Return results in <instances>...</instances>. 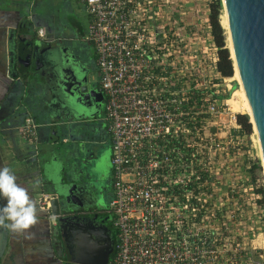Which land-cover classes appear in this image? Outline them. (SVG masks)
Wrapping results in <instances>:
<instances>
[{"label":"built area","instance_id":"1","mask_svg":"<svg viewBox=\"0 0 264 264\" xmlns=\"http://www.w3.org/2000/svg\"><path fill=\"white\" fill-rule=\"evenodd\" d=\"M76 1L87 15L85 38L96 54L112 151L109 207L116 242L107 264H264L253 238H245L240 212L228 208L233 197L206 193L212 143L220 156L225 150L207 126L226 98L213 96L210 80L197 79L204 54L197 53L185 1ZM35 31L45 36L42 24ZM219 89L215 93H223ZM17 127L30 153L37 152V124L25 116ZM218 172L221 183V161ZM51 198L41 190L36 203L54 223Z\"/></svg>","mask_w":264,"mask_h":264},{"label":"flooded vegetation","instance_id":"2","mask_svg":"<svg viewBox=\"0 0 264 264\" xmlns=\"http://www.w3.org/2000/svg\"><path fill=\"white\" fill-rule=\"evenodd\" d=\"M29 1L30 9L23 13L22 6L24 7ZM29 1L0 0V75L3 76L6 87L0 111L7 113V116L10 115L15 124V84H17L15 76L27 74L32 78L35 88L43 91L41 98L39 97L42 103L38 102L36 107L34 106V113L30 114L37 124L40 139L37 142V151H40V145L44 143L46 152L44 158L52 165L58 167V158L77 159L76 169L79 167L84 169L90 181L89 185L98 178L101 181V155L107 147H111L110 136L103 120L104 108L100 119L98 114L95 117H84L83 112L79 111L83 106V109L86 108L92 114L96 103L94 90L89 82L88 65L79 57L80 49L77 48V39H80L83 30L85 33L86 23L76 12L72 2L69 5L66 0ZM15 2L21 12L17 22H15ZM42 6H50L49 11L35 10ZM37 23L44 26V37L37 35L35 31ZM23 28V31L29 35L24 41L19 35V31ZM34 44L35 48H33ZM33 52L34 57L31 56ZM93 57L96 58L95 51ZM83 85L86 86V90L81 91ZM89 105L92 108H87ZM104 141L107 143L101 146ZM60 173L57 177L59 181L70 179ZM73 181L76 184L70 198L73 209L65 212V216L60 220L56 215L54 223L44 216L52 236L53 253L57 255L56 264H69L68 256L78 255L77 252H69V248L76 250L77 247L83 249L96 246V238L94 239L96 234L93 232L97 233L99 230L102 236L97 234L101 239L98 243L101 244L102 250H107L108 261L114 247V237L110 230L112 215L109 207L112 194L111 171L109 178L100 183L102 187L108 185L110 187L106 206L101 205V196L91 187L89 190L93 197L97 196V204L92 205L93 202H89V199L83 203V195L78 183L83 186L85 182L82 179L80 181L73 179ZM52 187L49 183L48 188L52 198H60L61 195L53 191ZM90 234L93 235L92 238ZM107 234H110L111 247L108 244L110 240Z\"/></svg>","mask_w":264,"mask_h":264},{"label":"rangeland","instance_id":"3","mask_svg":"<svg viewBox=\"0 0 264 264\" xmlns=\"http://www.w3.org/2000/svg\"><path fill=\"white\" fill-rule=\"evenodd\" d=\"M73 2V7L78 14H80L84 23H86V12L83 8V5L77 2L76 0H71ZM223 14V9H221V15ZM83 23V25H84ZM85 27V25H84ZM226 29V28H225ZM80 30L82 28L80 27ZM81 34V33H80ZM227 34V32H226ZM82 36L77 39V48L80 49L78 53L81 60L88 65L89 72V82L94 90L95 94V111L91 114L83 106L79 108V111L83 112L84 117H95L98 114V119L102 115V109L104 108V91L98 86V69L95 64V58L93 57L94 46L93 44L85 38L84 30L81 34ZM203 35V34H200ZM227 40V38H226ZM197 41V53L202 52L200 55L204 54V57L200 56V59H197V79L206 78L210 80V88L215 89L217 86L221 90L224 87L223 94L227 95L225 98L224 108H221L220 112L213 114L211 116V122L208 124L207 128L210 132L215 135V142L218 138L222 141H225V150L222 151L221 156L218 149H215L216 144L212 143V158L211 164L212 175H211V187L206 189V193L211 189V194H225L229 198L233 197L236 203L228 205L229 209L234 207L235 210L240 212V224H242V229L245 230V238L250 241L253 238V244L256 246V253L259 256V259H264V206L258 202L260 198V193L256 191V188L263 183L264 185V168L262 165V158L260 154V146L258 142V136L254 132L253 127L250 133L240 134L235 133L233 128H238L239 124L236 121L235 113L236 112H246L242 106L237 110L232 109V103L237 105L242 104L241 96L234 91L239 87L238 81L236 78L231 76H224L220 79L219 74L216 72V68L213 66L212 56L214 55L215 49L213 45H209L206 42ZM215 45V44H214ZM228 45V40H227ZM202 46H207L206 51H201ZM217 51V48H216ZM207 54L210 56L207 57ZM203 62H209L210 66H206ZM205 69H204V68ZM234 74V71H233ZM220 82L219 85H213V82ZM215 92V91H214ZM228 93V94H227ZM216 94V93H215ZM215 96V95H213ZM231 105V106H230ZM87 111V112H85ZM85 112V113H84ZM104 141L101 146L106 144ZM215 150V153H214ZM111 147H107L102 156V180L106 181V178H109L112 163H111ZM58 171L61 175H65L67 178L75 179L80 181L81 179L85 182V185L81 186L79 184V189L83 195L82 202L87 199L93 204H97L96 198L91 194V190L95 189L98 191L101 196V205L106 206L107 200L109 199L110 187H102L100 184L101 181L98 178L95 181H92L89 185L87 173L84 169L80 167L76 169L77 159H59ZM258 161L260 166H255L253 163ZM224 166V173L221 176V183L219 181L220 175L218 172V164L220 163ZM217 168V169H216ZM252 172L255 173L256 178L252 179ZM65 179V178H64ZM65 179V180H70ZM221 184V185H220ZM221 186V191H218V187ZM85 205V204H84ZM88 204H86L87 206ZM237 207V209H236ZM232 219H229L228 226ZM112 234L113 230L110 228ZM254 232V235H252ZM100 234V230L97 232ZM102 236V235H101Z\"/></svg>","mask_w":264,"mask_h":264},{"label":"crops","instance_id":"4","mask_svg":"<svg viewBox=\"0 0 264 264\" xmlns=\"http://www.w3.org/2000/svg\"><path fill=\"white\" fill-rule=\"evenodd\" d=\"M66 1L68 4L71 2V0ZM184 1L188 6V16L194 21L197 35L196 42H206L210 46L213 45L214 49L215 45L212 40L208 18L209 0ZM29 3L30 1L24 7L22 6L21 11L23 13L29 11ZM50 6L37 7L35 10L47 12ZM17 7L15 2V22L21 17V12ZM23 30L24 28L19 31V35L23 38L22 41L27 40L29 36ZM19 76H15V83H17L15 84V124L10 115L7 116V113L0 111V168L8 167L12 170L17 178L16 182L29 190V195L37 206L36 199L40 191H49V183L40 168V161L45 160V147L44 143H42L40 151L30 153L32 151H29L31 150L29 143L19 136L17 126L22 123L25 116H30L31 113H34L38 102L39 104L40 102L42 103L39 97L41 98L43 91L37 87L35 88L32 78L27 74ZM5 90L4 79L0 75V108L2 107V100L5 98L3 97ZM0 201L2 205L6 204V200L3 198H0ZM37 209L38 223L26 230L25 233H16L7 229L6 249L0 260L2 264H56L58 262L57 255L53 253L52 236L48 230L47 220L38 206ZM27 234H30L31 238H26Z\"/></svg>","mask_w":264,"mask_h":264},{"label":"water","instance_id":"5","mask_svg":"<svg viewBox=\"0 0 264 264\" xmlns=\"http://www.w3.org/2000/svg\"><path fill=\"white\" fill-rule=\"evenodd\" d=\"M221 2L226 15V32L230 38L231 49L227 46L232 58L233 68L235 64L240 81L253 109L261 138L264 160V0H221ZM35 47L34 44L33 48ZM31 56L34 57V52ZM80 90H86V86L83 85ZM87 108L92 107L89 105ZM40 165L45 179L53 186V191L61 195L60 198L55 197L51 201V210L60 220L65 216V212L73 209L70 198L76 184L73 180L59 181L57 179L59 174L57 165H52L48 160L40 161ZM0 207H3L1 201ZM53 227H55V224H53ZM93 234H96L94 236L96 246L84 247L83 249L77 247L76 250L69 248V252L73 251L78 254L68 256L69 264H107V250L101 249L100 237L95 232ZM90 236L93 237L91 234ZM107 236L110 240V234H107ZM6 243L7 229L0 227V259L5 251ZM108 244L111 247V240ZM109 246L107 249H109Z\"/></svg>","mask_w":264,"mask_h":264},{"label":"clouds","instance_id":"6","mask_svg":"<svg viewBox=\"0 0 264 264\" xmlns=\"http://www.w3.org/2000/svg\"><path fill=\"white\" fill-rule=\"evenodd\" d=\"M16 181L10 168H0V198L6 200V204L0 207V227L25 233L38 223V209L29 190ZM26 238L31 235L27 234Z\"/></svg>","mask_w":264,"mask_h":264},{"label":"trees","instance_id":"7","mask_svg":"<svg viewBox=\"0 0 264 264\" xmlns=\"http://www.w3.org/2000/svg\"><path fill=\"white\" fill-rule=\"evenodd\" d=\"M209 12H208V18L210 23V30H211V36L213 43L215 44L217 48V60H216V70L222 75V76H233V64H232V58L230 57V51L227 46V34L225 27L222 26L220 23V13L222 9V2L221 0H209ZM213 95L216 97H226L227 95L223 93L215 94L214 89H211ZM228 94V93H227ZM235 118L237 123L239 124L238 128H233V131L235 133L240 134H248L252 130V124L249 120V115L246 112H236ZM255 166H260L258 161L256 160L253 163ZM256 178V175L254 172H252V179L254 180ZM256 191L260 193V198H258V202L264 206V185L263 183L260 184ZM111 225L113 230V237H114V244L116 242V229L113 225V218L111 219ZM114 252V247L112 254ZM111 254V255H112Z\"/></svg>","mask_w":264,"mask_h":264},{"label":"bare ground","instance_id":"8","mask_svg":"<svg viewBox=\"0 0 264 264\" xmlns=\"http://www.w3.org/2000/svg\"><path fill=\"white\" fill-rule=\"evenodd\" d=\"M220 21L223 24V26L225 28H227L226 15H225L224 10H223V14L221 15ZM227 40H228V46L231 49L230 38L228 36V33H227ZM231 53H232V50H231ZM232 77L236 78L237 81H238V84H239V87L234 92L238 93L241 96V100H242V104L241 105H237V103L234 104L235 102L232 103V109L237 110L239 107L242 106V109L244 108L246 113H248L249 118L251 120V124H252L253 130L258 136V142H259V146H260V154H261V158H262V165H263V168H264L263 149H262V144H261V138L259 136V132H258L257 124H256V121H255L253 109H252L251 103L249 101V98H248V96H247V94H246V92H245V90L243 88V85H242V83L240 81L238 70H237V67H236L235 64H234V74H233Z\"/></svg>","mask_w":264,"mask_h":264}]
</instances>
